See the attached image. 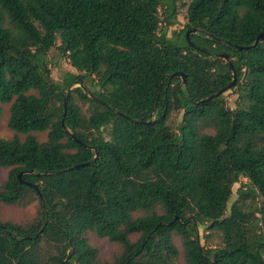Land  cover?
Here are the masks:
<instances>
[{"label":"trees","instance_id":"16d2710c","mask_svg":"<svg viewBox=\"0 0 264 264\" xmlns=\"http://www.w3.org/2000/svg\"><path fill=\"white\" fill-rule=\"evenodd\" d=\"M260 32L264 0H0V203L37 204L0 220V264H264V38L235 48ZM53 46L76 71L58 82ZM232 71L233 108L195 105Z\"/></svg>","mask_w":264,"mask_h":264},{"label":"rangeland","instance_id":"374dc122","mask_svg":"<svg viewBox=\"0 0 264 264\" xmlns=\"http://www.w3.org/2000/svg\"><path fill=\"white\" fill-rule=\"evenodd\" d=\"M185 7L179 6L177 9L176 15V22L175 24L169 28V30H179L185 24ZM49 68H50V77L58 82L60 80L61 74L64 72H73L76 73L75 69L72 68L68 61L63 57L60 56L55 48V46L51 47L47 52ZM78 86V85H74ZM85 89V88H84ZM222 98L224 100L225 106L228 108H233L235 101L237 99V95L233 88H229L222 93ZM7 107L8 104H0L1 114H0V137L1 138H10L14 132L7 128L6 126V119H7ZM85 107L83 106V109ZM181 118V111L172 112L168 117V124L174 128L176 124H178ZM206 132H210V129L205 130ZM22 138V135H19ZM38 140L44 139V133L37 134ZM8 168L0 167V184L4 180L6 172ZM237 184H233L231 187V195L229 197V201L226 204V213L228 212V207L230 206L231 202L235 199V189ZM37 204L35 201H32L26 205H5L0 203V220L1 221H12V222H23L26 219H30L35 215ZM207 234V237H203ZM198 235L200 237L201 244H205L208 246L216 245L218 242L217 233L214 231H207L205 227L199 226L198 227ZM86 237L88 242L97 248L98 254L101 258H108L110 254L114 251L118 250V246L114 243L109 242L106 238H100L95 236L92 232H87ZM132 238H134L132 236ZM173 242L181 252L179 240L176 236H173ZM178 261L182 263L181 255L179 254Z\"/></svg>","mask_w":264,"mask_h":264},{"label":"water","instance_id":"95a60500","mask_svg":"<svg viewBox=\"0 0 264 264\" xmlns=\"http://www.w3.org/2000/svg\"><path fill=\"white\" fill-rule=\"evenodd\" d=\"M195 31H197V29H195V28L190 29V30H186V31H185L184 35H185V38H186V40H187L188 42H189V40H188V34H190V33H192V32H195ZM262 38H264V32H260V33H258V34L256 35V37H255V40H254L251 44H249V45H245V46H235V48L238 49V50H239V49H248V48H250L251 46H254V45L257 43V41L260 40V39H262ZM227 43H228V42H227ZM189 44H190V43H189ZM218 56L221 57L222 59H224L225 62L227 63V65L229 66V68L232 70L231 62H230V60L228 59L227 55H226V54H220V55H218ZM174 74L180 76V77H181V80L183 81V75H182L181 72H175ZM234 81H235V74H234V72L232 71V73H231V80H230L228 83H226L224 86H222V87H221L219 90H217L216 92H214V93H212V94H210V95H208V96H206V97H204V98H202V99L196 101V102H195V105H198L199 103L205 102V101H207V100H209V99H211V98H213V97L219 95L220 93L224 92L225 90H227L229 87L232 86V84L234 83ZM76 85L80 86L79 83H77ZM68 90H69V87L65 90V93H64L63 98H62V106H63V108H64V106H65V97H66L65 95H66V92H67ZM83 90H85L84 87H83ZM89 96L92 97V95H89ZM121 115H123V114H121ZM123 116H124V115H123ZM131 120L134 121V122H138L137 120H133V119H131ZM95 156H96V155L93 156V159L95 158ZM87 163H88V162H86L85 164H87ZM82 165H84V164H75V165L72 166V168H75V167H78V166H82ZM19 175H20V173L17 174V177H18V178H19ZM33 187H34V186H33Z\"/></svg>","mask_w":264,"mask_h":264}]
</instances>
